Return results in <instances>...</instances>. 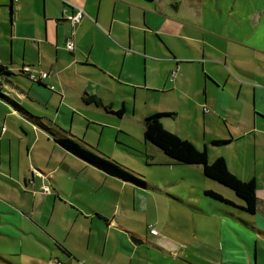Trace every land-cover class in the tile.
<instances>
[{
    "label": "crops",
    "instance_id": "obj_1",
    "mask_svg": "<svg viewBox=\"0 0 264 264\" xmlns=\"http://www.w3.org/2000/svg\"><path fill=\"white\" fill-rule=\"evenodd\" d=\"M220 1L214 11L208 0H7L0 7V65L10 74H0V89L9 98L0 97V264H104L115 235L120 246L110 258L134 263L139 248L129 247L128 230L136 231L132 234L138 243L158 250L164 260L178 257L170 247L187 252L196 244L219 253L216 260L200 258L201 264H264V2L253 0L261 5L250 8L251 27L243 40L229 39L219 46L206 39L215 31L205 18H217L213 25L229 31L243 28H232L227 18L244 25L239 22L240 0H233L232 7ZM77 8L87 16L76 25L67 17ZM182 8L184 16H178ZM192 42L204 43L203 48ZM208 45L213 55L207 54ZM25 67L40 82L22 74ZM149 93L159 96L164 113L185 108L205 122L223 119L231 137L211 140L230 143L217 147L244 141V154L235 155L244 163L243 175L231 169L227 157H219L242 181L255 179V214L242 209L244 203L232 189L206 177L202 166L174 163L145 137L164 153L169 169L192 168L182 174L168 169L160 173L161 181L142 188L77 158L81 169L64 168L74 172L66 184L55 175L58 167L50 165L53 152L40 158L41 152L49 153L48 142L71 154L56 142L66 131L53 122L65 116L88 128L114 126L106 116H136L137 105ZM152 114L141 116L145 121ZM175 117L164 118V127L166 119ZM200 135L207 138L205 127ZM204 149L210 161L211 150L208 145ZM233 161L238 164L236 157ZM57 203L69 209L64 227L54 223ZM153 204L164 221L160 226L174 220L177 231L190 240L149 241L160 236L151 233L155 227L144 232L130 226L139 221L122 218L139 211L149 215ZM185 216L193 226L179 225ZM98 235L101 244L93 245ZM188 259L183 262L199 264Z\"/></svg>",
    "mask_w": 264,
    "mask_h": 264
},
{
    "label": "rangeland",
    "instance_id": "obj_2",
    "mask_svg": "<svg viewBox=\"0 0 264 264\" xmlns=\"http://www.w3.org/2000/svg\"><path fill=\"white\" fill-rule=\"evenodd\" d=\"M226 1H228L229 4H231V7L233 6L232 1L233 0H221L220 2L225 4ZM262 2H264L262 0ZM208 3L213 7V11L218 10L217 9V0H208ZM255 5V2L253 0H240V6L242 9L243 15L240 16L239 22L244 24L240 26L238 24V21L235 19H229L227 18L226 21L230 22L231 27H242L243 31H233V29L228 30L227 26L224 25H218L214 26L213 23L216 21V19L211 20L210 18H205L204 23L207 24V26L211 29H213L215 32L212 35H207L206 39L209 43H214L215 45L219 46H226L228 43L226 40H243L246 36V31L250 30L251 24V17L247 16L249 13L250 8ZM261 5V3L257 2V5H255L253 8L257 9ZM237 12V11H236ZM251 12V11H250ZM178 16H184V9L182 8L178 13ZM218 20V19H217ZM222 22V21H220ZM199 37H202V35H198ZM193 45H195L197 48L200 49L203 48L204 43L202 42H192ZM233 46V45H232ZM207 54L213 55L214 51L211 49L210 45L206 46ZM122 107V106H121ZM166 108L162 105V103L159 102V96H156L153 93H149V96L146 100L140 102L137 105V114L136 116L127 115L124 119H118L113 116H106V119L112 123L111 126L109 124H101L96 125L92 127H86L83 124H79L77 122H71L65 119V116L59 119V123L52 122L61 128L63 131H66L67 133H71L74 137H76L78 140L83 141L88 146L92 147L93 150L96 152L110 158L113 161H116L117 163H120L124 168L128 169L129 171L134 172L135 174H138L142 178H144L149 184L157 181H161L160 173L167 171L169 167L165 164L167 162V158L165 157L164 153L153 146L152 144L146 143L144 141V120L142 119V113L143 112H151L154 114L157 113H164L163 110ZM43 111H45L43 109ZM180 112H173L176 117L175 118H168L165 120V127L169 131H171L174 134H177L183 139L191 141L197 148L203 150L206 145L210 148V161H215L219 156H225L227 157L228 163L231 167V169L235 170L238 169L239 174L243 175V168L244 163L242 162L240 157L238 156L237 151H242L244 154V141H236V143H232L230 146L226 147H217L212 144V140L214 138H220V139H228L230 138V134L227 131V125L225 124V121L223 119L213 118V119H207V122H205L199 115L195 114L194 110L189 109H180ZM156 112V113H155ZM152 114V115H154ZM151 115V116H152ZM150 117V116H148ZM147 118V117H146ZM141 121H138V120ZM115 127H120V130L116 129ZM204 127L207 130L208 136L206 139H203V136L200 135L203 133ZM71 130L73 131L71 132ZM48 142V141H46ZM53 142V141H52ZM205 144V145H204ZM56 146L53 150L52 146ZM131 147V149L129 148ZM49 153H40L41 159H48V156H45L46 154L49 155L53 152L52 156L49 157L50 165L52 167H58L57 173L55 174L58 177H61V180H64L66 184L70 183V178L68 179L69 175L74 176L73 171H67L64 168H75L77 170L81 169L79 163V159L77 157L73 156L72 154H66L65 151L61 150L56 143H49L48 147ZM53 150V151H52ZM66 154V155H65ZM237 155V156H235ZM237 158L238 164L236 165L233 161L234 158ZM212 163V162H211ZM163 164V165H162ZM192 168L190 166H174L173 168H170L169 171H174L177 173H183L187 172L189 169ZM254 168V166H253ZM248 170H251V166ZM35 173L37 171L35 170ZM65 177V178H64ZM185 177V176H184ZM173 189V187H171ZM177 191V190H175ZM228 192V191H226ZM158 201H162L161 197L157 198ZM57 207L55 210V224L59 225L60 227H64V224L66 222V219L69 218V209L67 207H64V205H60V203H57ZM62 204V203H61ZM156 204V203H155ZM45 217H48V212L46 211L44 213ZM127 216H130L129 219H127ZM164 214H162L161 217H163ZM192 217V216H191ZM123 219H127L128 223L133 221H139L141 223H135L130 224V226L144 231L147 230V227H155L160 233V236L158 237H151L149 241H158L162 239H174L176 238L178 241H189V236L187 237L184 235L182 231L178 232L176 229V222L174 220L171 221L169 225L160 226L159 223H164V221L159 218V215L156 212L154 204L152 205L150 209V214L142 213V212H134L133 214H126L124 213L122 215ZM144 223H143V222ZM179 225L186 226L187 224H192V220L190 216H185V218L182 221H178ZM55 224L53 227H55ZM101 224L106 227L105 223ZM193 226V224H192ZM130 232V235L126 233L128 236L129 243L132 245V249L135 251L137 248H139L138 252L133 254L135 256L134 263L129 264H185L183 260H187V256L189 257V261H193L195 263L200 262V258H210L212 260H216V257L219 256V253L217 250L211 249L208 245H196L192 244L193 248H189L187 252H185V249H178L170 247L169 249L176 252L178 257H175L174 255L170 256L167 260H164L165 258L163 255L158 253V250L154 249L153 247H149L144 245L142 242L138 243L139 239H136L135 236L133 237L134 232L132 230H128ZM167 235V236H166ZM114 237L111 238L107 245L108 252L111 250V256H112V250L114 251L117 246H120L118 239ZM100 235L97 236L96 240L94 241L93 245H95L98 241L101 244L100 241ZM113 238H116V241L113 240ZM138 243V244H137ZM209 247V248H208ZM208 248V249H207ZM127 251L128 248H126ZM169 250V251H170ZM144 251L145 253H142ZM148 252L149 256L146 254ZM131 254L133 253L130 252ZM141 254V255H140ZM91 255V254H90ZM106 257L104 264H118V262L114 261V258ZM214 257V258H213ZM129 260V259H128ZM174 260V261H173ZM63 264H65L62 261ZM124 264H128L127 261ZM262 264V263H261Z\"/></svg>",
    "mask_w": 264,
    "mask_h": 264
},
{
    "label": "trees",
    "instance_id": "obj_3",
    "mask_svg": "<svg viewBox=\"0 0 264 264\" xmlns=\"http://www.w3.org/2000/svg\"><path fill=\"white\" fill-rule=\"evenodd\" d=\"M21 73L30 79L28 74L23 70H21ZM0 74H6L7 76L10 75L7 69L1 65ZM30 80L32 82H40L33 81L32 79ZM0 81L1 83L3 82L1 79ZM0 97L6 100L9 99L1 89ZM94 102L96 101L94 100ZM122 113V111H119V116L122 115ZM172 116H174L173 113H157L147 117L144 121L145 140L160 148L176 164L202 166L206 177L232 189L236 196L244 203L242 209L249 214H255L258 207L255 179L247 182L242 181L229 170L227 162L223 157H219L211 163L209 161L207 149L200 150L191 141L183 139L168 131L164 127L162 120ZM56 142L64 150L109 176L130 182L138 187H147V181L144 178L124 168L120 163L96 152L92 147L88 146L83 141L76 139L69 133L64 132L57 138ZM229 143L230 140L212 141L214 146H223ZM207 194L216 199L231 203L213 191H207Z\"/></svg>",
    "mask_w": 264,
    "mask_h": 264
},
{
    "label": "built area",
    "instance_id": "obj_4",
    "mask_svg": "<svg viewBox=\"0 0 264 264\" xmlns=\"http://www.w3.org/2000/svg\"><path fill=\"white\" fill-rule=\"evenodd\" d=\"M7 0H0V7L2 5H4V3L6 2ZM13 2H18L19 0H12ZM87 14L86 12L81 9V8H77L76 9V12L74 14H71V15H68V20H70L72 23L74 24H80L81 21L84 19V17H86ZM67 49L70 50V51H73L74 50V46L72 44H68L67 45ZM26 74H28V76L30 77V79H32L33 81H39L38 80V75L36 72H34L30 67H25L22 69ZM41 78H46V74H42L41 75ZM1 81H0V87H1ZM46 191L50 192L48 189H46ZM151 233L153 235H158V232L157 230H151Z\"/></svg>",
    "mask_w": 264,
    "mask_h": 264
},
{
    "label": "water",
    "instance_id": "obj_5",
    "mask_svg": "<svg viewBox=\"0 0 264 264\" xmlns=\"http://www.w3.org/2000/svg\"><path fill=\"white\" fill-rule=\"evenodd\" d=\"M4 81H5V82H9V83H10V81H9L8 79H5Z\"/></svg>",
    "mask_w": 264,
    "mask_h": 264
}]
</instances>
